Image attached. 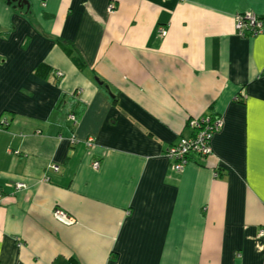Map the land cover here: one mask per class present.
Instances as JSON below:
<instances>
[{
    "label": "crops",
    "instance_id": "crops-1",
    "mask_svg": "<svg viewBox=\"0 0 264 264\" xmlns=\"http://www.w3.org/2000/svg\"><path fill=\"white\" fill-rule=\"evenodd\" d=\"M26 1L0 0V264H264V32L235 22L264 0Z\"/></svg>",
    "mask_w": 264,
    "mask_h": 264
},
{
    "label": "built area",
    "instance_id": "built-area-1",
    "mask_svg": "<svg viewBox=\"0 0 264 264\" xmlns=\"http://www.w3.org/2000/svg\"><path fill=\"white\" fill-rule=\"evenodd\" d=\"M113 6L110 5L109 9L112 10ZM264 17L257 15L256 13L245 14L238 13L235 15L236 27L241 35H257L264 32ZM162 34H165V30H160ZM61 74V72H59ZM76 123L75 115H70ZM220 119L218 116L205 115L203 117H197L189 119L187 125H189L194 133L190 137L182 138L177 144L168 148L167 155L173 160V167L176 170H182L188 163L189 157L192 154H198L203 157H207L212 152L211 138L214 132L218 129ZM91 139H89L90 141ZM58 170L59 166H54ZM93 167L98 169L100 163L94 162ZM19 187H24L23 182L18 183ZM54 216L56 219L62 221L65 224H72L74 220L63 209L56 208L54 210Z\"/></svg>",
    "mask_w": 264,
    "mask_h": 264
},
{
    "label": "trees",
    "instance_id": "trees-1",
    "mask_svg": "<svg viewBox=\"0 0 264 264\" xmlns=\"http://www.w3.org/2000/svg\"><path fill=\"white\" fill-rule=\"evenodd\" d=\"M59 45L62 48V50L70 58H72L74 60V62L78 66V68H80V69L85 68V64L82 61L81 56L76 53V49H75L74 45H72L71 43L65 42V41H59ZM50 71H52V68L46 62H42L35 69V72L39 75H48L50 73ZM59 72H61V71H56V75H57V77L60 78L63 75V73L61 72V74H60ZM67 94L68 93H63V96H61V98L58 100L56 110H57V108L58 109L61 107L63 108V110L65 112L64 113V121L71 128H73L75 126V121H73V119L70 118V115H75L76 120L79 119L83 115L86 104L81 99L74 97V94H73V98H70V100L68 101L67 97L69 95H67Z\"/></svg>",
    "mask_w": 264,
    "mask_h": 264
},
{
    "label": "water",
    "instance_id": "water-1",
    "mask_svg": "<svg viewBox=\"0 0 264 264\" xmlns=\"http://www.w3.org/2000/svg\"><path fill=\"white\" fill-rule=\"evenodd\" d=\"M12 1L13 0H8V4L12 3ZM21 1H22V4L27 3V5L29 6L28 1H26V0H19V2H21Z\"/></svg>",
    "mask_w": 264,
    "mask_h": 264
},
{
    "label": "rangeland",
    "instance_id": "rangeland-1",
    "mask_svg": "<svg viewBox=\"0 0 264 264\" xmlns=\"http://www.w3.org/2000/svg\"><path fill=\"white\" fill-rule=\"evenodd\" d=\"M17 187H19L18 184H17ZM53 215H54V213H53ZM54 217H55V216H54ZM55 218H56V217H55Z\"/></svg>",
    "mask_w": 264,
    "mask_h": 264
},
{
    "label": "bare ground",
    "instance_id": "bare-ground-1",
    "mask_svg": "<svg viewBox=\"0 0 264 264\" xmlns=\"http://www.w3.org/2000/svg\"><path fill=\"white\" fill-rule=\"evenodd\" d=\"M13 1H15V0H13ZM16 1H19V0H16ZM21 5H23V4H21Z\"/></svg>",
    "mask_w": 264,
    "mask_h": 264
}]
</instances>
